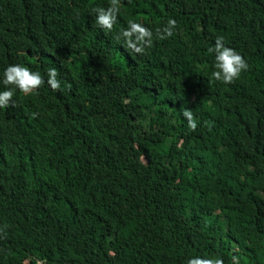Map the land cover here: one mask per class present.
Wrapping results in <instances>:
<instances>
[{
  "label": "trees",
  "instance_id": "1",
  "mask_svg": "<svg viewBox=\"0 0 264 264\" xmlns=\"http://www.w3.org/2000/svg\"><path fill=\"white\" fill-rule=\"evenodd\" d=\"M109 2L0 0V71L61 82L0 109V264H264V0H121L111 32ZM169 17L143 53L115 38ZM217 36L248 65L231 83Z\"/></svg>",
  "mask_w": 264,
  "mask_h": 264
},
{
  "label": "clouds",
  "instance_id": "2",
  "mask_svg": "<svg viewBox=\"0 0 264 264\" xmlns=\"http://www.w3.org/2000/svg\"><path fill=\"white\" fill-rule=\"evenodd\" d=\"M120 2L121 0H110L107 6H96L91 9L92 13L95 14V24L99 28L109 32L113 30L120 12ZM176 27L177 21L169 17L162 27L155 29L154 33L153 28L140 20L128 19L126 26L119 28L115 38L122 41L126 49L135 53H143L146 47L151 46L154 34L159 39H165L173 35ZM208 51L214 55L213 70L210 76L215 81L231 83L248 67L241 54L227 46L222 36L215 38L214 44L209 47ZM45 83L53 90L60 88L61 82L57 79V68L49 67L45 79L40 71L32 70L24 64L7 65L0 71V84L5 86L0 88V109L7 108L10 104L15 105V101L12 100L15 90L24 94L34 93ZM180 114L186 119L189 129L196 128L197 122L191 109L184 108ZM231 259L233 264H238L236 256ZM186 264H224V261L219 257L192 256L187 259Z\"/></svg>",
  "mask_w": 264,
  "mask_h": 264
}]
</instances>
